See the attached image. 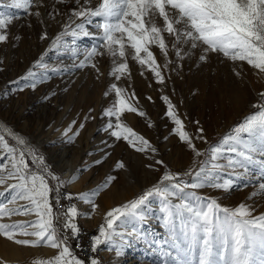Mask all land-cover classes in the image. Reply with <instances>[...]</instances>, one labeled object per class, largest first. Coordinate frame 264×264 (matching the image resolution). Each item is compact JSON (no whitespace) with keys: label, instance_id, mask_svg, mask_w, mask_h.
<instances>
[{"label":"snow or ice","instance_id":"snow-or-ice-1","mask_svg":"<svg viewBox=\"0 0 264 264\" xmlns=\"http://www.w3.org/2000/svg\"><path fill=\"white\" fill-rule=\"evenodd\" d=\"M57 2L63 4L67 0ZM75 4L77 7L70 10L62 31L52 39L50 48L70 52L78 62L72 69H52L53 72L91 67L99 79L103 73L97 67L98 58L107 57L111 64L108 75L114 81H121L130 75L131 59L152 73L157 83H163L164 76L153 50L155 48L165 58L164 68L173 63L169 59L171 49L179 61L195 55L198 62L204 63L215 55L223 57L221 62H231L234 65L232 72L237 77H241V70L236 67L239 62H246L264 75V0H98L94 5L92 0H83V3L75 0ZM32 6L33 0L0 3V7L24 12ZM54 11L60 14L58 10ZM31 14L39 17L41 13ZM13 18L11 13L0 11V43L7 41L4 30ZM89 25L95 31H90ZM47 35L45 32L41 39ZM66 37H71V40ZM82 37H89L94 42L84 49L83 59H79L81 52L76 43ZM42 61L43 57L35 61L34 66L47 69ZM37 76L30 68L21 78L25 82L24 87L35 89ZM112 93L114 100L102 112L108 118L104 130L110 131L117 140L123 139L136 151L144 152L151 148L149 142L121 118L126 112L145 115L132 102L136 99L135 93L129 94L116 82L109 84L104 96ZM259 95L260 102L252 106L253 111L216 144H208L203 151L196 148L175 106L167 96H163L167 105L166 116L175 124L172 132L187 144L197 159L187 171H165L157 183L133 199L107 210L104 223L99 226V234L92 237V251L95 252L97 246L106 241L115 246L119 257L123 254L125 236L146 240L147 234L138 225L146 220L151 199L156 197L159 198V210L167 235L164 240L153 239L151 245L158 249L161 264H264V213L253 215L251 206L243 202L234 208L225 207L196 191L206 186L229 190L233 181H221V174L228 171L238 177L248 173L252 166H258L264 175V91ZM75 123L72 121L62 133L68 142L73 141L84 127L81 123L79 128L73 129ZM0 130H6L14 141L13 144L0 134V185L6 180L15 181L7 183L6 191L12 197L7 204H13L17 199L28 202L18 207H8L0 202V221L17 213L35 215V219L0 222V237L17 246L36 248L43 245L55 250L51 257L35 259L32 264H101L95 257L87 262L79 259L68 244L65 230L70 229L73 236L79 231L72 222L78 214L75 206L67 208V219L62 228L57 227L58 216L50 202V193L55 191V203L59 204L60 187L75 176L69 181H61L46 165L44 157L30 148L22 136L5 129L2 123ZM197 131L200 133L197 138L207 143L203 128ZM151 151L156 149L151 148ZM28 157H31V164ZM200 157L203 159H198ZM157 163L162 164L163 161ZM116 167L123 168L124 165L117 162ZM115 179V176H108L90 195L80 194L79 199L91 204L95 211L98 204L94 197ZM53 180L57 181L55 189L50 187ZM259 189L264 194V183H260ZM4 195L5 192H0V197ZM66 198L71 199V194ZM117 237L121 238L119 244L115 243ZM0 264L8 262L0 260Z\"/></svg>","mask_w":264,"mask_h":264},{"label":"rangeland","instance_id":"rangeland-1","mask_svg":"<svg viewBox=\"0 0 264 264\" xmlns=\"http://www.w3.org/2000/svg\"><path fill=\"white\" fill-rule=\"evenodd\" d=\"M7 2L8 0H0V3ZM97 2L98 0H92L93 5ZM37 4L40 6L37 7ZM74 7H77L75 0H67L63 4L58 3L57 0H33V6L28 12L0 7V11H4L6 14L11 13L14 17L4 30L8 36L7 41L0 43V123L5 126V129H11L14 133L22 136L30 148L42 155L51 172L61 181H67V179L50 159V152L56 156L55 160L58 164L63 152L65 159L82 163L83 160H78L76 157L78 154L76 146L84 147V144L78 145L77 140L84 141V134L88 129L91 127L100 128L94 131L92 135L94 139H100L103 135L105 139L114 138L110 135V131L104 130L108 118L102 115L103 109L114 100V93L108 97L104 96V92L112 82H116L127 90H151V92L161 94L158 102L156 99L158 96L150 95L149 92H145L143 99L134 100L133 103L145 113L144 116L131 112L123 113V115L132 116L135 121H138L139 125L137 127L132 125V127L135 129L134 131L149 141V144L153 139H159L161 145L165 144L167 148L171 149V156L163 159L162 164L152 165V175L156 176L155 180L115 206L133 199L142 190L157 183L165 171L183 173L192 166L193 160L197 159L187 144L180 141L179 137L172 132L175 124L166 116L167 107L163 109L165 101L163 102L161 97L167 96L175 106L176 113L183 121L185 130L192 137L196 148L201 151L206 149L208 144H216L234 126L242 122L247 114L253 111L254 104L260 102L259 94L264 91V75H260L258 70L253 69L246 62H239L236 67L241 70V77H237L232 72L234 65L231 62H221L223 57L217 58L215 55L204 63L198 62L195 55L179 61L170 49L169 59L173 63L169 64L168 68H164L165 58L158 49L154 48L164 76L163 83H157L152 73L147 69H142L131 59H129L130 75L122 78L121 81H114V78L108 75L111 64L107 57L98 58L97 67L103 73L99 79H97L96 70L91 67L75 71L53 72L52 69H72L73 64L78 62L70 52H65L64 49L50 48L52 39L62 31L63 24ZM54 10H58L60 14H56ZM36 11L41 13L39 17L31 14ZM88 27L90 31H95L92 26ZM45 32L48 34L47 38L41 39ZM66 39L71 40V37H66ZM93 42L89 37L77 40L76 46L81 52L79 59H83L84 49L91 47ZM41 57H43L42 62L47 65V69L34 66L35 61ZM30 68L38 74L35 89L24 87L25 82L21 79ZM142 71L146 73L149 80L139 86L143 76ZM148 97H151V100ZM72 121H76L72 125L73 129L79 128L81 123L84 124V127L80 129L79 135L73 141L68 142L62 133L72 124ZM199 128H203V135L206 137L207 143L197 138L200 135L197 131ZM0 134L5 135L6 139L14 144L6 130H0ZM198 159H203V157ZM28 160L31 164V157H28ZM88 165L86 164L84 168L78 170L80 177L87 172ZM84 176L81 188L72 187V191L78 196L80 194L90 195L97 189L96 186L102 184L100 182L88 187L89 180ZM223 179L233 181L232 187L227 191L210 186L196 191L202 197L215 199L225 207L234 208L243 202L251 206L253 215L264 213V194L260 193L259 189L260 183H264V175H261L258 166H252L248 173L238 177L231 175L230 171L224 172L221 174V181ZM14 182V180H6L0 189L7 186V183ZM56 184L57 181H50V187L53 189ZM67 184L69 186V182L63 185ZM0 192H5V195L0 197V202L6 204L12 198L11 194L6 190H0ZM101 193L99 200H97L98 196L94 197V202L98 204L95 211L91 204L81 203L79 199L76 209L84 221L99 219L101 223H104V213L112 207L101 208L100 201L104 192L100 190L99 194ZM253 193L256 195H251ZM150 207H152L153 218H157L161 222L159 198H152ZM158 224L159 222L154 224L156 226L154 228L150 222L143 224L142 228L149 232V241L140 246L129 239L123 248L126 251H123L119 258H124L123 255H128L129 251L134 250L136 252L131 253L136 258H142L140 260L142 263L161 264L158 250L152 257L148 256V247L152 246L151 241L153 239L164 240L166 237V234L160 235L165 232V229L157 228ZM120 242L121 238L117 237L115 243L119 244ZM100 247L105 255L106 264H128V260L126 263L123 259L117 260L113 244L105 241L101 243ZM54 254L55 250L49 254L16 257L7 262L32 264L35 259L49 258ZM140 261L133 264H140Z\"/></svg>","mask_w":264,"mask_h":264},{"label":"bare ground","instance_id":"bare-ground-1","mask_svg":"<svg viewBox=\"0 0 264 264\" xmlns=\"http://www.w3.org/2000/svg\"><path fill=\"white\" fill-rule=\"evenodd\" d=\"M148 76L146 73H143L142 79L139 82V86H142L143 84L148 82ZM129 94L135 93V97L137 99H143V96L145 95V92H149L150 95L153 94V96L157 95L158 100L160 99L161 95L158 92H151V90H127ZM134 100L132 102H134ZM162 100V97H161ZM160 100V101H161ZM164 102V100H163ZM167 107L166 103H163V109ZM165 111V110H164ZM122 120L125 124H127L129 127H131L133 130H135L134 127H137L139 125L138 121L134 120V117L132 116H124L122 114ZM114 119V118H113ZM114 121V120H113ZM136 125V126H135ZM100 128L97 127H91L87 130V133L84 134L85 139L84 141L77 140V144L80 143L84 144V147L76 146V149H78V154L76 157L78 160L82 159V163H75L71 161V159L64 158V152L62 153V158L59 159L60 163L55 160L56 156L50 152L49 157L50 159L55 163V166L62 171L63 176L67 179V181L70 180L71 177L75 176V179H72L69 182V186L72 187H79L83 186L84 177L88 178L89 183L88 187L92 184L96 183H104L106 181V178L108 176H115L116 179L109 183L107 188H101L100 190L103 193V198L100 201V206L102 209L107 207H113L118 202L124 201L126 198L132 196L133 194L138 193L142 188L150 184L153 180H155L156 176L152 175V165H156L157 161H162L163 159L171 156V149L167 148V145L163 144L161 145V142L159 139H153L150 141L151 148H155L156 151L152 152L151 148H147L144 152L136 151L133 147H131L126 141L123 139L117 140L116 138L108 139L104 137L100 139H94L92 136L94 134L95 130H98ZM213 132L215 130H212ZM102 135V134H101ZM107 136V135H106ZM149 142V141H148ZM172 148V147H171ZM156 153V154H155ZM96 161H100L99 163H96ZM117 162H122L124 167L118 168L116 167ZM86 164H89L87 166V172L84 173V175L81 177L78 175V170L80 168H84ZM105 178V179H104ZM100 185V184H99ZM94 186V185H92ZM91 186V187H92ZM96 186V185H95ZM1 187V185H0ZM7 186H4L0 190H6ZM87 187V185H86ZM87 187V188H88ZM98 187V186H96ZM102 195L98 194V199ZM87 196V195H86ZM96 197V196H95ZM81 203L86 202L85 200H81ZM4 203V202H3ZM27 201H21L17 199L13 204H7L8 207H18L20 205L27 204ZM152 207H148L147 212V218L145 220L146 224L150 222L153 226L152 228L156 227L154 224L159 222L157 225V228L163 229V223L160 222L157 218H153L151 215ZM28 219H35V215L32 214L30 216H25L22 214L17 213V215H12L10 217H3L2 221L0 222H14V221H23ZM142 223L138 225V227L141 229L142 232L147 234L146 240H138L134 238H130L125 236L124 240L126 241L123 244H127V242L130 240H133L135 243H138V245L142 246L147 241H149V232L147 229H143ZM151 230V229H150ZM130 231V229H129ZM151 233V232H150ZM159 232L157 233V235ZM166 234V231L164 233H160V235ZM167 235V234H166ZM166 238V237H164ZM117 239V238H116ZM132 241V242H133ZM122 248V252L126 251ZM156 250H158L154 246L148 247V253L150 257L152 255H155ZM53 251V249H50L47 246H37L36 248H30V247H24V246H17L11 241H7L6 238L0 237V260L8 261L13 258H23L25 256H29L31 254L40 255V254H49ZM130 253L128 255L122 258L123 260H128V264H133L136 261H140L142 258L137 257L132 254L131 252L135 253L136 251H129ZM126 254V253H125ZM118 257V256H117ZM121 258V257H120ZM118 257V261L122 260ZM138 259V260H136ZM117 261V262H118ZM13 263V262H12ZM8 263V264H12ZM140 264H145L140 261Z\"/></svg>","mask_w":264,"mask_h":264},{"label":"built area","instance_id":"built-area-1","mask_svg":"<svg viewBox=\"0 0 264 264\" xmlns=\"http://www.w3.org/2000/svg\"><path fill=\"white\" fill-rule=\"evenodd\" d=\"M71 194V199L66 198L67 194ZM56 193L55 191L51 192V203L56 210L58 216L57 227L62 228L64 221L67 219L65 213L67 208L70 206H75L76 208L79 205V196L78 194L72 191L67 185H62L60 187V203H55ZM78 226V234L73 236L70 229L65 230L68 235V244L70 245L71 250L76 254L79 259L84 261L90 260L92 257L98 259L101 264H106L105 255L100 247L101 244L97 246L95 252L92 251V237L99 234L98 229L102 224L99 219L84 221L81 218V215L77 214L72 220Z\"/></svg>","mask_w":264,"mask_h":264}]
</instances>
